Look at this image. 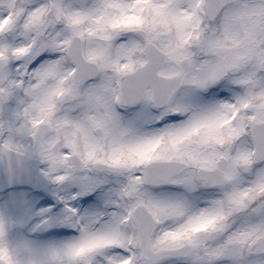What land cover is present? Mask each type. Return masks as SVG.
I'll use <instances>...</instances> for the list:
<instances>
[{"label": "snow or ice", "instance_id": "1", "mask_svg": "<svg viewBox=\"0 0 264 264\" xmlns=\"http://www.w3.org/2000/svg\"><path fill=\"white\" fill-rule=\"evenodd\" d=\"M0 264H264V0H0Z\"/></svg>", "mask_w": 264, "mask_h": 264}]
</instances>
